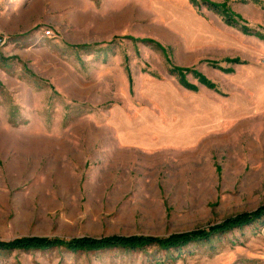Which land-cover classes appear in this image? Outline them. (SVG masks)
<instances>
[{
	"label": "rangeland",
	"instance_id": "374dc122",
	"mask_svg": "<svg viewBox=\"0 0 264 264\" xmlns=\"http://www.w3.org/2000/svg\"><path fill=\"white\" fill-rule=\"evenodd\" d=\"M259 35L264 0H0V242L167 238L264 208ZM212 105L227 123L191 144L115 145L114 130L172 135ZM0 264H264V217L180 254L16 248Z\"/></svg>",
	"mask_w": 264,
	"mask_h": 264
},
{
	"label": "trees",
	"instance_id": "16d2710c",
	"mask_svg": "<svg viewBox=\"0 0 264 264\" xmlns=\"http://www.w3.org/2000/svg\"><path fill=\"white\" fill-rule=\"evenodd\" d=\"M210 4V3H209ZM211 5V4H210ZM212 9L220 11L219 5L213 4L211 5ZM223 12L227 16V23L233 24L237 23L238 17H235L233 11L227 8V10L223 9ZM248 32V30H245ZM250 33V32H249ZM232 61V60H228ZM232 62L240 63L239 59H234ZM178 71L179 75L184 74L185 71L179 68H175ZM228 71H232V69H227ZM199 81L203 84L207 85L210 88H215L216 84L212 82L210 79L206 78L203 74L199 72H194ZM180 76V82L182 85L196 89L195 85L189 84L184 77ZM264 217V208L254 212L253 214H244L240 216H235L228 218L224 222L208 227L207 229H200L188 233H181L177 235H173L167 238H156L151 236H133V237H120V236H111L102 239H93V238H82V239H74L71 241L58 240L48 241L45 238H18L14 241L10 242H0V250H14L16 248H24L26 250L29 249H39L45 250L47 248H52L56 246H62L67 249H71L72 251H97L103 250L106 248H123L125 250L133 251V252H143L147 250L150 246L155 245L159 249L164 251H176L177 254L182 253V250L187 248V246L193 242L199 241H210L211 238L218 234H224L234 228H241L246 225L255 223Z\"/></svg>",
	"mask_w": 264,
	"mask_h": 264
},
{
	"label": "crops",
	"instance_id": "0c3cea01",
	"mask_svg": "<svg viewBox=\"0 0 264 264\" xmlns=\"http://www.w3.org/2000/svg\"><path fill=\"white\" fill-rule=\"evenodd\" d=\"M259 36L264 37L263 35H259ZM239 60H240V63H235V62H233V63L240 64V65L247 63V61L244 59L240 58ZM227 62H229V61L227 60ZM227 69H232V67L224 68L225 71H228ZM253 70L255 71V73H261L262 72L260 69H258V67L251 69V72H253ZM232 71H234V68L232 69ZM228 72H230V71H228ZM198 81H199V78H198ZM199 83H201L203 86L207 87V89L210 88L200 81H199ZM195 86L197 88L199 87L198 85H195ZM185 88L191 89V88L184 86V89ZM216 88H217V85L215 88H212V89H216ZM187 89H186V91H189ZM262 93H263V91H260V90L256 91V94H255L256 101L257 100L264 101V95ZM208 96L210 97V95H208ZM215 101L219 102L220 100H217L216 97H210L209 99H207L208 104L206 102V105L208 106L209 103H214ZM224 102L226 103V101H224ZM242 103L244 104L243 101H242ZM214 105H216V104H214ZM214 105H212L211 110L207 115H205L203 117L193 116L192 118L187 119L186 121L189 122L188 123L189 128L182 130V131H176L172 135H168L164 131L114 130L113 134L115 135V145L119 149H138L141 151H150L152 149H161V148L168 149L169 147H176V146H180V145H183L186 143L191 144L192 143L191 140L195 141V139H193L196 136L195 131H203L204 132V131H207L210 129H214L217 125L219 127H221L223 123L224 124L227 123V122H225L226 121L225 119H223L222 121L217 119V117L215 115L216 112L212 111V108L214 107ZM241 106H243V105H241ZM224 112H225L224 118H228V119L231 118L230 106H229L228 110L227 111L225 110ZM194 122H196L197 125L195 128H192ZM192 129H194V130H192Z\"/></svg>",
	"mask_w": 264,
	"mask_h": 264
}]
</instances>
